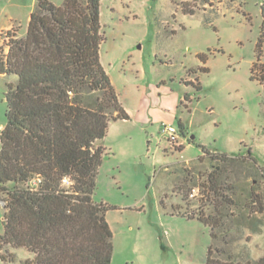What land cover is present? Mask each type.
<instances>
[{"label":"rangeland","instance_id":"obj_1","mask_svg":"<svg viewBox=\"0 0 264 264\" xmlns=\"http://www.w3.org/2000/svg\"><path fill=\"white\" fill-rule=\"evenodd\" d=\"M261 3L99 0L100 59L129 115L110 119L97 141L103 151L92 199L109 207L110 264H206L210 228L185 215L200 210L227 230L218 247L264 256ZM35 5L0 0V60L11 34L24 37ZM253 66L258 78H251ZM15 80L0 74V131L7 85ZM179 122L182 145L174 147L160 129H179ZM3 213L0 204V235ZM2 252L14 260L0 264L31 257L24 247L6 245Z\"/></svg>","mask_w":264,"mask_h":264},{"label":"trees","instance_id":"obj_2","mask_svg":"<svg viewBox=\"0 0 264 264\" xmlns=\"http://www.w3.org/2000/svg\"><path fill=\"white\" fill-rule=\"evenodd\" d=\"M11 36L0 60V74L16 76L7 85L0 131V259L14 260L2 252L10 245L31 253L22 264H110L109 207L92 199L103 151L97 141L110 119L129 115L100 59L99 0H36L24 37ZM254 73L255 66L251 78H258ZM179 129L184 134L182 122ZM198 213L185 215L210 228L206 264H264V256L254 260L218 247L226 228Z\"/></svg>","mask_w":264,"mask_h":264},{"label":"built area","instance_id":"obj_3","mask_svg":"<svg viewBox=\"0 0 264 264\" xmlns=\"http://www.w3.org/2000/svg\"><path fill=\"white\" fill-rule=\"evenodd\" d=\"M161 134L166 137V140L174 147H180L182 143L179 141L180 137L183 136L180 129L176 128L175 126L169 124H162L160 129ZM64 183H68V179H63ZM190 196H193L191 193ZM0 204L2 206L5 205V201L0 200Z\"/></svg>","mask_w":264,"mask_h":264},{"label":"crops","instance_id":"obj_4","mask_svg":"<svg viewBox=\"0 0 264 264\" xmlns=\"http://www.w3.org/2000/svg\"><path fill=\"white\" fill-rule=\"evenodd\" d=\"M183 132H184V129H183Z\"/></svg>","mask_w":264,"mask_h":264}]
</instances>
